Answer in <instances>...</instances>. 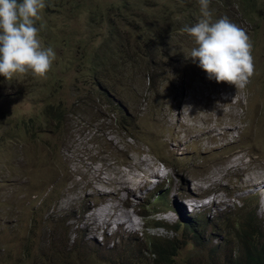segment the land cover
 <instances>
[{
    "label": "rangeland",
    "instance_id": "1",
    "mask_svg": "<svg viewBox=\"0 0 264 264\" xmlns=\"http://www.w3.org/2000/svg\"><path fill=\"white\" fill-rule=\"evenodd\" d=\"M77 1L85 6L72 15L48 7L47 13L44 0L36 27L45 29L39 33L42 45L55 52L44 77L29 72L8 80L0 75V264L55 263L50 239L63 235L60 230L55 233L45 217L33 230L32 256H21L32 220L30 210L52 189L56 193L43 201L39 213L52 211V216L68 220L65 226L69 225V231L63 238L65 243L69 238L66 245L70 246L76 235H81L82 245L91 251L81 257L85 264H94L97 258L104 261L96 264H118L110 251L124 252L128 240L133 264L135 251L149 255L145 235H175L157 220L174 224L181 213L188 217L200 213L196 220L208 218L216 223L222 211L233 212L241 204L249 209V193L264 192V0L253 1L255 8H248L247 0H227L219 5L218 1L211 10L213 21L226 16L250 37L254 74L240 88L209 79L198 61L186 58L184 51L194 46L193 39L181 31L187 21L177 11L172 14L166 9L169 1L147 0L137 26L142 29L144 20L157 15L169 20L164 28L173 26L175 34L161 37L165 38L163 54L161 59L155 56L160 77L152 85L145 71L135 76L140 69L130 63L125 70L117 66L110 71V79L125 97V112L133 114L120 125L114 107L86 92L87 73L84 70L81 75L76 67L80 53H94L105 44L101 33L107 27L96 30L87 26L90 5L97 4L105 11L108 5L121 8L120 3L126 0ZM131 4L138 2L128 0L129 9ZM124 15L127 26L120 27L131 34V12ZM75 40L82 45L69 44ZM115 59H119L117 55ZM64 100L75 101L78 110L58 133L54 128H42L34 141V135L29 139L24 135L31 126L44 124L42 111L48 102ZM143 157L153 166H145ZM152 177H160L165 185L163 191L160 188L150 195L147 188L154 184ZM201 196L207 200L200 201ZM209 196H214L213 203ZM259 196L258 213L264 218V197ZM201 230L202 237L209 238L205 240L208 244L199 246L193 240L182 244L176 258L179 264H206L193 257L209 261L210 245H215L216 259H234V246L220 249L213 242L222 231ZM39 255L43 261L36 260Z\"/></svg>",
    "mask_w": 264,
    "mask_h": 264
},
{
    "label": "trees",
    "instance_id": "2",
    "mask_svg": "<svg viewBox=\"0 0 264 264\" xmlns=\"http://www.w3.org/2000/svg\"><path fill=\"white\" fill-rule=\"evenodd\" d=\"M127 1L128 0L124 3H120L121 8L117 9H115L113 5H108L105 11L97 4L90 5L88 9L89 20L87 26L88 28L91 27L99 30L100 26L105 25L107 27L106 32H99L104 34L105 44L103 43V47L96 49L94 53L86 51L80 54L78 53L81 62L76 67L81 75H83L81 72L84 70L87 73L84 84L88 86L89 90L86 92L98 98L99 101L107 103L109 107H114L116 109L115 112L118 116H116L118 125L124 124L123 121L127 119L125 115V108L127 105L124 102L123 95L118 91V88H116L115 82L110 79L112 78L110 71L117 70V66L125 70L130 63L132 67L137 66L140 69V71L134 72V75L136 76L145 71L149 84L152 85L153 81L160 77V73L157 72L158 67L155 65V56L161 59V55L163 54L162 51L164 49L165 38L161 39V37L162 35L168 36L169 34H175V30L171 28L173 26L168 30L164 28V24L166 25L167 22L170 23L169 20L166 21L164 19V21L162 18H158L157 15H153L149 20H144L146 24L140 29L136 21L140 20L139 15L142 13L141 10L143 11L142 6L148 1L136 0L138 4H131V9L128 8ZM218 1V5L220 3H227V0H210V12ZM247 1L248 8H255L253 1L256 0ZM47 2V13L50 12L47 9L48 7L51 10L54 9L56 12L61 10L73 15L78 7L85 6V4L77 0H47ZM167 2L168 5L165 6L166 9L170 10L172 14V10L180 13L183 19L187 21L185 23L188 26L194 25L200 18L201 13L198 16L193 15V12H200L198 0H167ZM126 11L131 12V34H128V32H126L127 30H122L120 27L121 24L127 26L125 23L127 22V17L124 15ZM141 21L143 22V19H141ZM44 30V28L40 30V35L44 33ZM76 31L78 32V30ZM69 44L71 46H75L76 44L82 45L81 41L77 40H75V43L69 41ZM116 55L119 59H115ZM153 64L155 65V69L149 72L148 68ZM122 79L123 77L120 78L119 82H121ZM64 103L67 104V107L69 106L68 111H66L67 107H65ZM77 109V104L72 101L64 100L56 103L54 102L53 104L48 102L43 109L44 124H38L30 128V131L34 135L33 141L42 128L48 130L54 127V130L58 133L60 128L64 126L66 119L71 117ZM26 133L29 139V130H27ZM40 210L41 209H37V211L34 212V218L32 217V222L30 223L31 226L27 229L29 231L24 236L25 246L21 256H32L33 240L36 235L33 230L37 228V224L46 215V212H43V214H40L42 218L38 217L37 212H40ZM46 220L45 222L53 225V231L57 234L60 230L61 235L64 236L65 231H69V227L65 226L66 223L62 221L61 217L54 218L51 215L46 217ZM236 224L238 228L234 230L232 239L239 243V247L237 248L236 245V251H232L234 259L230 260L229 257L216 259L215 247H210L209 251L212 258L206 261V264H264V221L259 219L254 211L250 210L246 215H240ZM161 226L173 229L174 231H180L182 233V241L177 237L147 235L144 237L146 242L145 251L149 253V255L145 256L144 252L138 253L135 251L133 264H146V261H149L150 264H179L176 258L178 257V252L182 244L185 245L188 240L189 242L193 240L199 246H203L205 243L199 229L191 219L179 220L173 225L162 223ZM212 226L216 227L217 224H213ZM63 236H59L58 234L57 238L55 235L53 239H50L49 245H51L53 251L51 253V259L55 261V263H52L65 264L69 262L70 264H85L81 261V257L82 254L87 253L88 249L82 245L80 235L77 236L70 246L66 245L69 243V238L65 243L66 238H63ZM222 244L224 245H219L220 249L223 247L229 248L230 245H233V242L226 240L222 242ZM110 254L118 258V264H131V249H125L122 253H113L110 251ZM38 258H36V260H42L43 256L39 255ZM96 260L104 261L99 258ZM96 262L94 264H96ZM106 262L108 261L106 260ZM90 264H92V262ZM181 264L187 263L183 262Z\"/></svg>",
    "mask_w": 264,
    "mask_h": 264
},
{
    "label": "clouds",
    "instance_id": "3",
    "mask_svg": "<svg viewBox=\"0 0 264 264\" xmlns=\"http://www.w3.org/2000/svg\"><path fill=\"white\" fill-rule=\"evenodd\" d=\"M198 3L201 13L200 18L194 25H185L181 29V31L187 33L194 42V46L190 51H184L185 57L192 59L194 62L198 61V66L208 74L209 79H215L217 82L234 84L236 88L243 87L254 74V57L252 55L250 37L243 28L231 22L226 16L213 21L212 13L209 10L210 0H198ZM44 7V0H0V75H3L6 79L12 80L16 75L27 74L29 72L36 77H44L50 71L52 63L55 60V52L51 47H44L42 45L39 39L40 29L36 27V22L41 18L40 10ZM41 27H43V25H41ZM125 115L126 117L133 116L132 111L130 114L125 112ZM24 135L28 134L24 133ZM29 135L33 136L30 130ZM131 138L134 139L136 137L131 136ZM142 159L144 160L143 164L145 166H147L146 163H150L153 166V162L147 157H143ZM152 181H154V184L147 188V193L150 192V195H153L158 192L160 188L163 191L165 185L164 180L162 181L160 177H152ZM56 191L57 190L52 189L46 192L40 205L36 209L30 210L31 219L32 217L34 218V212L40 209L43 201L56 193ZM249 194L251 195L249 209L245 204H241L236 207L233 212L222 211L218 215L216 223L209 222L208 218H204L202 221L196 220L198 217H201L200 213H195L192 217L184 216L181 213L179 214V220L191 219L202 236L204 235L201 230L203 227L206 230L210 228L212 232L222 231V234H216L217 236L213 239V242L218 243L216 245L219 246L224 245L222 242L230 240L233 242V245H230L229 248L234 246V250L236 251V245L238 248L239 243L237 241L235 242L232 236L234 230L238 228L236 223L240 214L244 212L246 215L251 210L255 212L259 219L264 221V218L258 213L259 205L261 206L259 194H262L264 197V192ZM201 198L202 200L199 198L200 201L207 200L205 196H201ZM209 198L210 196L208 199ZM185 199L190 198H184L182 202L184 204L186 203ZM51 215L52 211L50 213L47 212L44 217L46 218ZM37 216L42 218L39 212H37ZM53 217H61L62 221L66 224L68 223V220L65 221L60 215H53ZM31 222L32 220H30V223ZM158 222L157 220L156 223ZM30 223L29 226H31ZM162 223L163 222H159V226H161ZM182 224L184 225L183 221ZM213 224H217V226L214 227L212 226ZM168 230L175 234L173 237H177L182 241V233L180 231H174L173 229ZM77 236L78 235H76V238ZM160 237L163 236L160 235ZM202 238L204 242L205 240L209 241V238ZM140 241L142 242L143 238L141 240H136V243ZM130 244L131 240L126 241L125 249H127ZM206 244L208 243H204V245ZM210 247H215V245H210ZM90 252L91 251L88 250L87 253L82 255H89ZM193 258L199 259V263H202V261L206 263L203 256Z\"/></svg>",
    "mask_w": 264,
    "mask_h": 264
},
{
    "label": "bare ground",
    "instance_id": "4",
    "mask_svg": "<svg viewBox=\"0 0 264 264\" xmlns=\"http://www.w3.org/2000/svg\"><path fill=\"white\" fill-rule=\"evenodd\" d=\"M157 173H159V172H156L155 174H157ZM260 186H261V185H259L258 187H260ZM258 187H257V188H258ZM258 191H260V190L258 189ZM200 194H201V193H200ZM200 194H199V195H200ZM213 197H214V196L210 197V200H209L210 203H213V202H212ZM192 198L197 199V195H192ZM198 199H199V198H198ZM199 205H201V204H199ZM193 206H194V204H193ZM107 207H108V206H107ZM107 207L105 206V208H107ZM101 208H103V207H101ZM101 210H102V209H101ZM105 211H108V210H105ZM105 211H100V212L102 213V212H105ZM100 212H99V213H100ZM121 214H122V213H121ZM126 215H127V214H126ZM122 216H123V215H122ZM122 218H124V217H122ZM122 218H119V219H122ZM125 218H126V217H125ZM125 218H124V219H125ZM130 219H131V218H130ZM130 219H129V220H130ZM103 220H104V219H103ZM117 220H118V219H117ZM101 221H102V220H101ZM104 221H105V220H104ZM104 221H103V222H104ZM115 221H116V220H115ZM118 221H119V220H118ZM107 222H108V221H107ZM114 223H115V222H114ZM104 224H105V223H104ZM128 224H129V223H128Z\"/></svg>",
    "mask_w": 264,
    "mask_h": 264
}]
</instances>
